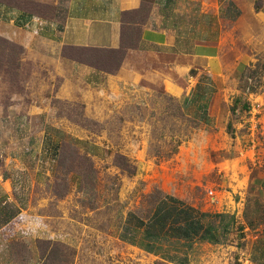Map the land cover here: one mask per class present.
Returning a JSON list of instances; mask_svg holds the SVG:
<instances>
[{
	"label": "rangeland",
	"instance_id": "rangeland-1",
	"mask_svg": "<svg viewBox=\"0 0 264 264\" xmlns=\"http://www.w3.org/2000/svg\"><path fill=\"white\" fill-rule=\"evenodd\" d=\"M32 7L48 15L64 9ZM4 30L0 25V75L14 92L45 106L46 116L64 129L52 182L42 186L34 171L12 174L18 203L40 216L45 231L35 255L18 244L17 260L27 264L33 255L40 264L263 261L256 248H263L264 238L254 240L253 234H264V122L248 97L264 89V52L254 68L240 74L238 86L222 90L231 95L229 120L205 126L152 81L117 79L90 87L79 78L56 76L45 62L24 61L28 50L5 38ZM64 54L102 75L115 74L124 58L96 49L66 48ZM181 210L201 214L199 227L230 213V247L194 244ZM151 244L154 253L144 249Z\"/></svg>",
	"mask_w": 264,
	"mask_h": 264
},
{
	"label": "crops",
	"instance_id": "crops-1",
	"mask_svg": "<svg viewBox=\"0 0 264 264\" xmlns=\"http://www.w3.org/2000/svg\"><path fill=\"white\" fill-rule=\"evenodd\" d=\"M32 4L64 9L48 15ZM0 25L5 38L28 50L24 61L45 62L56 76L79 78L90 87L117 79L152 81L179 102L187 117L205 126L229 120L227 87L238 86L240 74L254 68L257 54L264 52V0H0ZM66 48H122L124 58L115 74L102 75L66 56ZM248 99L254 115L261 114L257 120L264 122V89ZM44 108L14 92L0 75V264H24L15 248L22 242L35 255L45 232L40 216L18 203L11 181L14 171L27 170L47 186L56 174L64 129ZM222 214L219 223L208 221L196 234L188 230L194 244L230 247L226 241L233 217ZM200 216L192 214L185 224H200ZM259 236L264 238L253 234L254 240ZM153 247L144 249L154 253ZM262 247L256 256L261 251L264 256ZM29 258L27 264H40L36 256Z\"/></svg>",
	"mask_w": 264,
	"mask_h": 264
},
{
	"label": "trees",
	"instance_id": "trees-1",
	"mask_svg": "<svg viewBox=\"0 0 264 264\" xmlns=\"http://www.w3.org/2000/svg\"><path fill=\"white\" fill-rule=\"evenodd\" d=\"M81 49H93V48H81ZM96 50H102V49H96ZM102 51H118L119 53H121V58L124 57V50L122 48L121 49L102 50ZM118 66H117V69H118ZM181 212H184V214H185V217L183 218L184 220H187L191 216V213H189L188 210H186V211L181 210ZM170 216L171 215H167V218H170ZM174 221H178V219H175ZM189 226H192V228L194 230V234H196V232H198V229H199L198 223H190ZM187 233H188V231H187Z\"/></svg>",
	"mask_w": 264,
	"mask_h": 264
},
{
	"label": "built area",
	"instance_id": "built-area-1",
	"mask_svg": "<svg viewBox=\"0 0 264 264\" xmlns=\"http://www.w3.org/2000/svg\"><path fill=\"white\" fill-rule=\"evenodd\" d=\"M253 94V93H252Z\"/></svg>",
	"mask_w": 264,
	"mask_h": 264
}]
</instances>
